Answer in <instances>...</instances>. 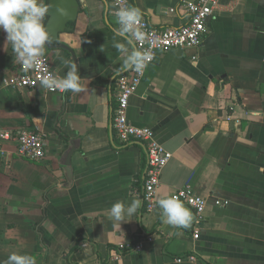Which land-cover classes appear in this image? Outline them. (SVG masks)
Returning a JSON list of instances; mask_svg holds the SVG:
<instances>
[{
	"label": "crops",
	"instance_id": "crops-1",
	"mask_svg": "<svg viewBox=\"0 0 264 264\" xmlns=\"http://www.w3.org/2000/svg\"><path fill=\"white\" fill-rule=\"evenodd\" d=\"M130 1L156 27L188 19L182 0ZM105 2L78 0L73 30L57 42L76 58L81 93L7 88L17 60L0 30V129H35L46 140L39 162L19 157L14 141L0 145V262L15 252L36 264H264V0L220 3L202 45L159 52L129 101V122L152 129L172 154L156 201L186 185L207 201L197 240L193 221L177 229L158 204L144 209V145L122 144L112 128L114 73L124 57L113 47L118 25ZM44 56L58 76L66 74L57 57L72 60L69 51ZM135 199L141 206L134 216L120 226L109 221L112 204ZM138 242L141 251L115 257ZM186 255L196 261H176Z\"/></svg>",
	"mask_w": 264,
	"mask_h": 264
},
{
	"label": "built area",
	"instance_id": "built-area-1",
	"mask_svg": "<svg viewBox=\"0 0 264 264\" xmlns=\"http://www.w3.org/2000/svg\"><path fill=\"white\" fill-rule=\"evenodd\" d=\"M225 0H182L183 8L188 16L186 23L176 27H156L149 20L142 16L138 27L146 34V41L143 44L137 43L136 47L149 49L154 59L159 52H166L170 49H198L202 45L203 37L206 33V24L213 15L214 10L220 3ZM112 8V13L118 6H122L125 2L128 6H132L130 0H107ZM196 60V57H192ZM148 65V66H149ZM147 69V68H146ZM142 75L129 70L122 73L116 78V109L112 122L117 138L122 144H128L133 141L140 142L144 145L146 154V172L143 184L142 203L144 209L150 212L156 208V193L160 186L161 173L163 168L172 158V154L165 150L157 141L152 129L147 127H137L131 124L127 118V109L130 98L137 91L144 77ZM51 73L58 76L56 70L52 67L50 60L44 56L41 64L35 69L25 71L22 65L17 61L16 71L13 75L5 80L7 88L15 90H43L48 94L62 93L59 90L45 89L40 86L39 80L42 75ZM14 141L17 146V154L19 157L30 161L39 162L46 156V140L45 136L35 129H22L16 133L8 130L0 129V145L3 142ZM170 196L178 198L185 207L191 210L193 215V239L197 240L200 236V225L204 221L207 201L196 195L186 185L183 188L175 190ZM216 206H225V202L216 201ZM152 238L147 237V241ZM142 242L130 244L127 247H120L117 251L118 257L124 252H139L143 249ZM183 260L195 262L194 255H186L177 258V262Z\"/></svg>",
	"mask_w": 264,
	"mask_h": 264
},
{
	"label": "clouds",
	"instance_id": "clouds-1",
	"mask_svg": "<svg viewBox=\"0 0 264 264\" xmlns=\"http://www.w3.org/2000/svg\"><path fill=\"white\" fill-rule=\"evenodd\" d=\"M49 4L43 0H0V30L6 33V40L10 44L15 59L25 71L35 69L41 64L45 55V44L50 43V33L45 27V17L49 11ZM108 4L105 2V10ZM63 13L62 9H58ZM118 25L113 29L115 47L124 57L122 66L114 75H120L129 70L142 75L150 62L154 59L149 49L137 48V43L143 44L147 37L138 27L142 12L138 7L128 6L125 2L112 13ZM120 37L125 43L115 41ZM57 59L67 72L63 76H54L51 73L42 75L39 80L41 87L61 92L81 93L85 90L81 84L83 80L78 74L77 64L63 56ZM161 216L165 223L177 229H187L191 226L193 215L183 203L174 196L161 198L157 202ZM141 206L139 199L133 200L125 206L123 201H117L110 208L111 223L126 222L125 217H132ZM130 220V219H129ZM128 220V221H129ZM0 264H36V259L30 254L11 253L6 261Z\"/></svg>",
	"mask_w": 264,
	"mask_h": 264
},
{
	"label": "water",
	"instance_id": "water-1",
	"mask_svg": "<svg viewBox=\"0 0 264 264\" xmlns=\"http://www.w3.org/2000/svg\"><path fill=\"white\" fill-rule=\"evenodd\" d=\"M49 4V11L47 14V20L45 22L46 30L50 33V43L46 42V50L63 49L67 50L71 54L73 62L76 63L74 54L64 45L57 44L59 36L62 33L72 32V24L75 22L78 11V0H46ZM62 9L63 13L58 11ZM45 50V51H46ZM73 149L70 148L64 154V174L68 182L71 181L72 171L70 168V157Z\"/></svg>",
	"mask_w": 264,
	"mask_h": 264
}]
</instances>
